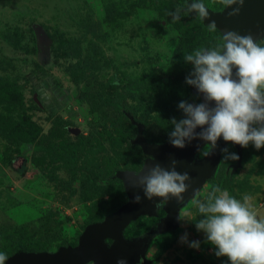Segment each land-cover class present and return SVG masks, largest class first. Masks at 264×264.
Here are the masks:
<instances>
[{
  "label": "rangeland",
  "instance_id": "obj_1",
  "mask_svg": "<svg viewBox=\"0 0 264 264\" xmlns=\"http://www.w3.org/2000/svg\"><path fill=\"white\" fill-rule=\"evenodd\" d=\"M203 2L213 12L224 7ZM187 3L0 0V252L75 245L108 206L125 202L117 172L139 171L148 157L132 142L136 124L147 142H167L172 118H184L179 102L200 103L185 81L193 65L184 54L214 47L222 34L195 12L174 19ZM256 41L264 46V37ZM224 148L236 153L230 142ZM208 150L202 144L195 158ZM215 186L250 195L264 215V147H241L238 163L221 151L173 225L158 226L165 216L160 198L155 214L130 221L122 237L145 238L146 264H231L195 227V200Z\"/></svg>",
  "mask_w": 264,
  "mask_h": 264
},
{
  "label": "clouds",
  "instance_id": "obj_2",
  "mask_svg": "<svg viewBox=\"0 0 264 264\" xmlns=\"http://www.w3.org/2000/svg\"><path fill=\"white\" fill-rule=\"evenodd\" d=\"M220 3L226 8L238 5L229 12V16H234L239 14L245 0H220ZM181 12H195L201 20L209 16L203 0L190 3L188 0L186 5L176 8L173 18L180 19ZM208 27L211 32L217 29L215 21ZM184 60L193 65L185 81L203 94L204 102L195 105L179 102L184 118L178 121L172 118L171 144L184 148L186 142L199 138L214 148L222 137L224 141L245 148L249 143L257 150L264 147V46L251 34L227 31L220 43L185 53ZM197 127L201 131L196 132ZM222 151L225 160L239 158L227 148ZM202 154L206 157L210 152ZM171 163V170L156 164L146 175L139 176L140 172H135L139 176L137 184L149 200L163 198L157 207L167 203L170 197L182 201V193L189 187L185 183L191 179L189 174L176 171L178 161L175 159ZM140 200L137 194L135 201ZM252 200L250 195L237 198L219 186L213 187L202 200H195L200 214L195 222L196 229L203 231L206 241L215 246V255L226 256L231 264H264V215ZM180 218L185 219L181 214ZM181 239L186 241L187 234ZM199 244L193 241L190 247L198 248ZM7 259V254L0 252V264H5ZM117 264H126V260L122 258Z\"/></svg>",
  "mask_w": 264,
  "mask_h": 264
},
{
  "label": "water",
  "instance_id": "obj_3",
  "mask_svg": "<svg viewBox=\"0 0 264 264\" xmlns=\"http://www.w3.org/2000/svg\"><path fill=\"white\" fill-rule=\"evenodd\" d=\"M223 7L218 12L208 9L209 16L203 20L205 24L215 21L217 29L223 35L227 31H236L240 35L251 34L254 40L264 37V0H245L238 15L229 16L232 8ZM235 71V70H234ZM200 97V103L204 102L202 93L193 86L192 88ZM214 106V102L212 103ZM137 130L133 143H136L143 153L147 154L139 171V176L146 175L150 167L159 164L161 167L171 170L172 160L178 161L176 171L183 174L187 172L190 180L185 183L189 185L187 190L182 193L183 200L178 201L175 197H170L164 203L163 209L165 216L158 222L159 227L173 225L177 218V209L194 192L199 190L202 183L213 173L219 155L228 143L223 138H219L217 146L212 148L210 144V154L195 158L198 151L205 141L197 138L190 143L186 142L184 148H177L170 141L163 143H149L141 134L142 125L137 123ZM196 132L201 131L197 127ZM238 159H240L241 146L230 142ZM21 161V159H20ZM139 176L132 170L121 172L122 185L126 194V200L115 210L106 214L102 220L88 224L80 234L78 241L73 246L59 247L52 252L46 251H17L8 257L5 264H117L118 260L125 259L126 264H146L143 259L142 251L145 246V238L125 240L122 237V230L130 221L139 216H152L155 214L156 201L160 197H153L149 200L143 188L137 184ZM139 194L141 200L135 201V196ZM105 239H111L112 243L106 244Z\"/></svg>",
  "mask_w": 264,
  "mask_h": 264
},
{
  "label": "trees",
  "instance_id": "obj_4",
  "mask_svg": "<svg viewBox=\"0 0 264 264\" xmlns=\"http://www.w3.org/2000/svg\"><path fill=\"white\" fill-rule=\"evenodd\" d=\"M189 3H190V2H189ZM117 173H118L117 176H121V172H117ZM111 179H112L111 176H109V177H107V178H104V180H105V181H108V182H110ZM113 193H114V190L111 189V190L109 191V193H108V200H109L110 198L113 197ZM113 210H115V209L111 208V206H108L107 209L105 210V214H108V213L112 212ZM6 261H7V260H6ZM5 263H6V262H5Z\"/></svg>",
  "mask_w": 264,
  "mask_h": 264
}]
</instances>
